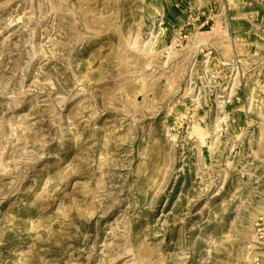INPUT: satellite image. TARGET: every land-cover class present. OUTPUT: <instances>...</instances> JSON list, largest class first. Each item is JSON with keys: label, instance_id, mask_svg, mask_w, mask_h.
<instances>
[{"label": "rangeland", "instance_id": "374dc122", "mask_svg": "<svg viewBox=\"0 0 264 264\" xmlns=\"http://www.w3.org/2000/svg\"><path fill=\"white\" fill-rule=\"evenodd\" d=\"M0 264H264V0H0Z\"/></svg>", "mask_w": 264, "mask_h": 264}]
</instances>
